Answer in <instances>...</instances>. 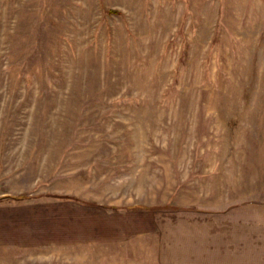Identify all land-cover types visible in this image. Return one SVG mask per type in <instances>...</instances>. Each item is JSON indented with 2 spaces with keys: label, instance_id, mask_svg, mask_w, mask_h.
<instances>
[{
  "label": "rangeland",
  "instance_id": "obj_1",
  "mask_svg": "<svg viewBox=\"0 0 264 264\" xmlns=\"http://www.w3.org/2000/svg\"><path fill=\"white\" fill-rule=\"evenodd\" d=\"M260 208L264 0H0V264L256 261Z\"/></svg>",
  "mask_w": 264,
  "mask_h": 264
},
{
  "label": "crops",
  "instance_id": "obj_2",
  "mask_svg": "<svg viewBox=\"0 0 264 264\" xmlns=\"http://www.w3.org/2000/svg\"><path fill=\"white\" fill-rule=\"evenodd\" d=\"M253 208L250 207V206H245L244 208L238 209L237 210V213L233 216V219L243 220V221L246 222L247 225H249V224L252 225L253 218H251V217L254 216V215H256V214L253 215V211H254ZM256 211L259 212V215H261L260 217H263L262 218V221H263L264 220V209L263 208H260V209H258ZM262 211H263V214H262ZM257 217H259V216H257ZM246 233H249V237L248 238L250 239V236L252 235V231H250V232L244 231L243 232V234H246ZM259 233L262 235L263 241H264V233L261 231V229L259 230ZM244 237H245V235H244ZM259 238H260V236H259ZM242 240H244V241H250V240H248L246 238H242ZM249 247H250L249 248L250 255L249 256L243 255L241 257L240 256H237V260L236 261H233L234 264H264V251H262L260 253V255L256 258V261H251V249H252L251 241L249 243ZM262 247L264 248V245ZM226 261H227L228 264H230V261L231 260H226ZM224 264H226V262Z\"/></svg>",
  "mask_w": 264,
  "mask_h": 264
},
{
  "label": "trees",
  "instance_id": "obj_3",
  "mask_svg": "<svg viewBox=\"0 0 264 264\" xmlns=\"http://www.w3.org/2000/svg\"><path fill=\"white\" fill-rule=\"evenodd\" d=\"M18 199H21V198H18Z\"/></svg>",
  "mask_w": 264,
  "mask_h": 264
}]
</instances>
